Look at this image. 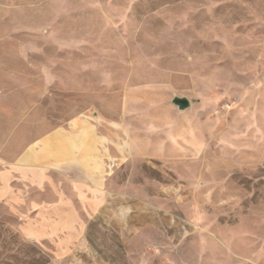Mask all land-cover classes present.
Returning a JSON list of instances; mask_svg holds the SVG:
<instances>
[{
    "label": "rangeland",
    "instance_id": "rangeland-1",
    "mask_svg": "<svg viewBox=\"0 0 264 264\" xmlns=\"http://www.w3.org/2000/svg\"><path fill=\"white\" fill-rule=\"evenodd\" d=\"M19 86L34 138L126 111L156 156L107 170L66 254L0 203V264H264V0H0V112Z\"/></svg>",
    "mask_w": 264,
    "mask_h": 264
},
{
    "label": "crops",
    "instance_id": "crops-1",
    "mask_svg": "<svg viewBox=\"0 0 264 264\" xmlns=\"http://www.w3.org/2000/svg\"><path fill=\"white\" fill-rule=\"evenodd\" d=\"M18 82L22 80L14 84ZM19 87L18 97L0 112V124L13 127L0 146V203L18 217L24 237L51 243L66 254L84 232L87 219L107 200V170L126 168L136 155L153 159L154 143L147 154L138 145L129 147L126 111L119 129L110 119L77 115L34 138L22 130L32 119L34 96L27 86Z\"/></svg>",
    "mask_w": 264,
    "mask_h": 264
},
{
    "label": "water",
    "instance_id": "water-1",
    "mask_svg": "<svg viewBox=\"0 0 264 264\" xmlns=\"http://www.w3.org/2000/svg\"><path fill=\"white\" fill-rule=\"evenodd\" d=\"M172 102L179 108V110L181 111H185L187 110L190 105H191V102L190 100L188 99V97L186 96H174L173 99H172Z\"/></svg>",
    "mask_w": 264,
    "mask_h": 264
}]
</instances>
